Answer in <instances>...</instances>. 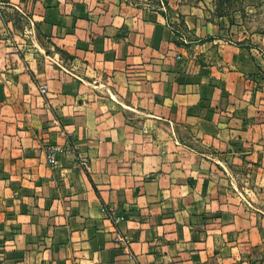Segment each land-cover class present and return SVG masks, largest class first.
<instances>
[{
    "label": "crops",
    "instance_id": "obj_1",
    "mask_svg": "<svg viewBox=\"0 0 264 264\" xmlns=\"http://www.w3.org/2000/svg\"><path fill=\"white\" fill-rule=\"evenodd\" d=\"M168 6L0 0V264L264 246V35Z\"/></svg>",
    "mask_w": 264,
    "mask_h": 264
},
{
    "label": "rangeland",
    "instance_id": "obj_2",
    "mask_svg": "<svg viewBox=\"0 0 264 264\" xmlns=\"http://www.w3.org/2000/svg\"><path fill=\"white\" fill-rule=\"evenodd\" d=\"M150 9H170L173 0H139ZM184 4L201 5L205 14L215 21H222L223 29L234 26V31L244 35H264V0H181ZM169 13V12H168ZM12 22L18 19L14 14ZM179 23L181 20L178 18ZM235 22L237 23L235 25ZM234 24V25H233ZM248 264H264V246L253 253Z\"/></svg>",
    "mask_w": 264,
    "mask_h": 264
},
{
    "label": "built area",
    "instance_id": "obj_3",
    "mask_svg": "<svg viewBox=\"0 0 264 264\" xmlns=\"http://www.w3.org/2000/svg\"><path fill=\"white\" fill-rule=\"evenodd\" d=\"M41 94H46V90H45V89H42V90H41ZM85 162H86V161L83 160L80 166H81V167H85V166H86V163H85Z\"/></svg>",
    "mask_w": 264,
    "mask_h": 264
}]
</instances>
